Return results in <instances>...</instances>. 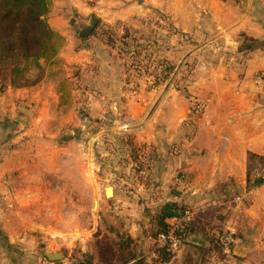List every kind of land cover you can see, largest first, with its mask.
<instances>
[{"label": "crops", "instance_id": "0c3cea01", "mask_svg": "<svg viewBox=\"0 0 264 264\" xmlns=\"http://www.w3.org/2000/svg\"><path fill=\"white\" fill-rule=\"evenodd\" d=\"M91 2L53 0L50 26L65 43L54 62L44 65L40 84L14 89L9 83L0 95V104L12 99L0 111V197L6 178L25 171L36 157L24 150L28 145L16 143L24 132L20 125L29 127L24 134L35 133L33 105L39 101L28 94L40 90L42 146L65 132L112 138L109 149L118 155L127 152L128 140L138 150V160L127 156L118 167L124 174L113 178L112 204L120 215L114 234L119 242L130 241L127 252L134 256L127 264H264V181L256 182L252 196H243L255 166L264 161V0ZM74 16L96 19L95 33L78 39ZM158 23L162 31L118 34ZM127 42L142 49L143 60L181 66L184 91H134L133 67L122 54L133 56L122 49ZM189 97L203 105L202 113L193 111ZM57 119L66 126L49 130L47 122ZM74 142L42 153L49 163L43 166L47 172L40 169V181L81 185L86 195L93 185V154L88 149L87 158L78 157ZM166 204L194 211L195 231L164 262L151 232L152 217ZM12 214L0 205V264H40L49 251L21 236ZM229 231L238 244L226 252L215 241ZM111 249L110 260L97 247L76 261L60 252L64 258L56 263L124 264L117 259L121 247Z\"/></svg>", "mask_w": 264, "mask_h": 264}, {"label": "rangeland", "instance_id": "374dc122", "mask_svg": "<svg viewBox=\"0 0 264 264\" xmlns=\"http://www.w3.org/2000/svg\"><path fill=\"white\" fill-rule=\"evenodd\" d=\"M92 1L97 2L99 0ZM50 14L47 17L49 25H51L50 20L54 19L52 18L53 6ZM74 18L79 22L74 30L75 36L79 39L80 32L90 25L91 17H83L81 21L78 16H74ZM142 25L122 28V33L117 32L118 28H115V30L122 37L129 36V38H134V35L138 34L140 36L139 33L143 32L146 28L150 32L154 30L162 31L161 27L164 26L163 24L159 25V23L149 26ZM64 43L65 41L62 42V45ZM176 68L180 70V74L176 75L175 80L183 86L185 72H182L181 66ZM7 85H9L8 78L0 74V95H2V91ZM154 87L157 88L155 85ZM166 88L170 89L169 87ZM10 96L14 97V95ZM28 98L39 101L38 104L33 105V111L36 116L35 133H31V135L29 133L24 134L29 127L20 125V128L24 132L16 144L21 146L28 145L24 147V150H34V156L36 157L34 161L31 159L28 162V167H26L25 171L6 178V182H8L6 183V194L0 197L1 209L4 212H13V226L20 230L19 234L26 237L29 242H35L34 246L38 249L43 248L44 251L49 252H63L75 261V258H79L78 255L81 253L87 252V254L92 256L97 251V247L99 248V245L102 243H108L110 246L120 244L117 236L114 234L115 227L119 226L117 222L120 217L115 212L119 211H116L113 207L112 198L106 197L105 189L116 187L113 178L118 173L124 174V170L118 167L126 160L127 156H129V159L132 158L129 148L125 154L118 155L116 150L109 149V146L114 144L112 138L110 139L103 135L96 136V138L95 136L84 135L83 133H75V137L73 138L65 132H60V135L50 137L51 139H49L53 143L42 146L40 143V90L29 93ZM9 99L0 104V111L4 109L5 104L9 103ZM14 113H10V118ZM65 126L66 123L61 120L58 121V119L57 121L52 120L47 122L48 129H52L53 131H56V128L57 131L60 129L62 131ZM14 127L16 128V126ZM73 139L75 142L73 143L72 151L77 152L78 157L81 155L87 158L88 149H91L93 154L92 159L95 165L93 168V185L90 190L87 189L86 195L84 187L81 185L68 186L61 184L57 186L53 179H47L44 182L40 181L42 175L40 169H43L44 164L49 163L47 157H43L42 153H50L53 146L62 147ZM28 141L31 144H26ZM42 172L47 171L43 169ZM125 241L123 240L122 243L126 244Z\"/></svg>", "mask_w": 264, "mask_h": 264}, {"label": "trees", "instance_id": "16d2710c", "mask_svg": "<svg viewBox=\"0 0 264 264\" xmlns=\"http://www.w3.org/2000/svg\"><path fill=\"white\" fill-rule=\"evenodd\" d=\"M52 4L53 0H0V74L8 78L14 89H27L40 84L45 77L44 65L53 63L59 53L63 38L50 27L47 21ZM95 30L90 36L95 33ZM106 35L110 36V39H115L109 31L106 32ZM121 46L128 54L147 59V55L141 53L142 49L136 48L134 44L127 42L126 45ZM160 63L169 65L167 62ZM126 144H128L132 159L138 160V150L134 147L133 142L128 140ZM183 212L184 208H180L176 204L163 206L152 217V237L157 239L161 234L167 233L170 228L168 221ZM194 224L195 220L193 219L186 226L182 235V243L187 235L195 231ZM125 242L126 244L122 242L116 244L124 252L117 259L127 264L133 260L134 256L132 251L127 252L130 241L126 240ZM215 242L219 247L220 237ZM99 246L104 247V257L110 260L111 248L115 245L110 246L108 243H102ZM173 254L168 249L160 251L164 262L170 261ZM138 262L144 264L143 260Z\"/></svg>", "mask_w": 264, "mask_h": 264}, {"label": "built area", "instance_id": "2783aa9c", "mask_svg": "<svg viewBox=\"0 0 264 264\" xmlns=\"http://www.w3.org/2000/svg\"><path fill=\"white\" fill-rule=\"evenodd\" d=\"M125 58H128V62L133 67L134 77L136 84L134 89L136 92L140 91L143 87L145 89H154L156 87H169L177 91H184V87L175 80L176 75L180 74V70L172 68L169 65L162 64L157 61L143 60L135 57L134 55L127 56L122 52ZM140 81V82H138ZM191 107L194 112L202 113L204 111L203 105L195 98L189 97ZM264 181V161L255 166L252 177L248 182V188L243 196L250 197L254 193L256 188V182ZM242 197H238L237 201ZM195 212L192 210H185L181 215L170 220V228L167 233L161 234L156 239V245L158 249H168L170 252H176L179 250L182 244V235L185 232V228L193 221ZM238 244L236 233L229 231L223 237L220 238V248L223 251L230 252ZM40 264H57L50 262L47 259H43Z\"/></svg>", "mask_w": 264, "mask_h": 264}, {"label": "water", "instance_id": "95a60500", "mask_svg": "<svg viewBox=\"0 0 264 264\" xmlns=\"http://www.w3.org/2000/svg\"><path fill=\"white\" fill-rule=\"evenodd\" d=\"M98 22L96 20H92L90 22V25L87 26L86 28H84L81 32H80V37L81 38H88L96 29ZM17 122H21L22 124H28L27 120H22L21 118L17 117L15 119ZM106 196L108 198H112L113 196V188L109 187L106 189ZM45 258L50 261V262H61L64 258L63 254L60 252H56V253H52V252H47L45 254Z\"/></svg>", "mask_w": 264, "mask_h": 264}]
</instances>
